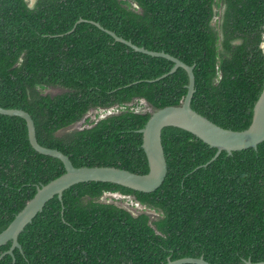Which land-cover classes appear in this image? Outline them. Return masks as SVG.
I'll list each match as a JSON object with an SVG mask.
<instances>
[{
    "label": "trees",
    "instance_id": "16d2710c",
    "mask_svg": "<svg viewBox=\"0 0 264 264\" xmlns=\"http://www.w3.org/2000/svg\"><path fill=\"white\" fill-rule=\"evenodd\" d=\"M0 0V106L21 108L37 141L74 166L148 171L137 130L151 111L128 108L143 99L153 110L181 103L187 74L161 56L115 41L88 21L150 50L194 64L190 106L221 127L243 130L264 80V0ZM217 17V18H216ZM216 18V19H215ZM158 78V79H157ZM57 87L55 94L40 88ZM124 106L72 128L90 109ZM167 163L152 192L110 182L71 185L50 198L18 235L0 264H162L203 256L212 264L264 260V140L219 155L192 133L161 132ZM64 172L61 161L35 151L25 120L0 114V231L36 186ZM129 195L148 210L101 201ZM10 241L0 246V253ZM194 264V263H181Z\"/></svg>",
    "mask_w": 264,
    "mask_h": 264
},
{
    "label": "water",
    "instance_id": "95a60500",
    "mask_svg": "<svg viewBox=\"0 0 264 264\" xmlns=\"http://www.w3.org/2000/svg\"><path fill=\"white\" fill-rule=\"evenodd\" d=\"M81 21H88L94 24L108 33L115 41L122 42L135 51L171 60L173 62L172 67L158 78L173 73L178 67L183 68L188 78L185 85L186 93L178 105H168L153 109L143 127L137 130L142 136L141 147L146 155L148 165V171L143 174L109 165L74 166L69 157L62 151L43 146L37 141L34 121L27 111L21 108H4L0 106V114L19 116L25 120L28 141L35 151L59 159L64 167V172L59 176L36 186L33 196L26 201L8 225L0 231V246L10 241L8 249L0 253V259L5 254H9L12 257V261H14L13 249L18 248L20 251L22 250L21 244L18 241L19 233L24 229L26 224L31 222L36 213L41 211L44 204L50 198L56 195L61 200L63 191L73 184L86 181H101L114 183L136 191H154L162 183L167 172V163L161 142V132L166 126H174L186 130L210 147L216 149L212 157L198 167L209 164L221 151L231 154L233 151L250 147L255 149L257 144L264 140V80L262 90L253 105L252 119L248 127L243 130L224 128L201 115L190 106L191 98L195 91L194 64L188 65L163 50L155 51L138 46L131 42V40L125 39L114 31L104 28L97 21L79 18L67 32L72 31L75 25ZM262 38L263 41L260 46L264 52V32ZM181 263L212 264L205 260L202 255L198 257H181L174 260L167 259L162 264ZM241 264H264V260L251 261L250 259H246Z\"/></svg>",
    "mask_w": 264,
    "mask_h": 264
},
{
    "label": "rangeland",
    "instance_id": "374dc122",
    "mask_svg": "<svg viewBox=\"0 0 264 264\" xmlns=\"http://www.w3.org/2000/svg\"><path fill=\"white\" fill-rule=\"evenodd\" d=\"M28 1L31 4L32 0H28ZM40 91L42 93L55 94V93L60 92L61 89L57 87H43V88H40ZM127 105H128V108L133 109L134 111H138V112L152 111V109L147 105V103L143 99H139V100L134 99L132 102L128 103ZM125 108L126 107L124 106L115 105L113 107L106 108V109H100V108L90 109L79 122L73 124L71 127L80 128L83 126H87L93 121H96L98 118L104 117L110 113L119 112ZM104 200L120 203L122 206L128 208L134 213H137L138 211H141V210H146L152 213V211L148 210L146 207L136 202L132 197L122 195L119 192H107L106 195L104 196Z\"/></svg>",
    "mask_w": 264,
    "mask_h": 264
},
{
    "label": "flooded vegetation",
    "instance_id": "af4514ba",
    "mask_svg": "<svg viewBox=\"0 0 264 264\" xmlns=\"http://www.w3.org/2000/svg\"><path fill=\"white\" fill-rule=\"evenodd\" d=\"M106 192H108V191L103 192L101 197L99 198L101 201H106V200H104V196L106 195ZM126 196H129V195H126Z\"/></svg>",
    "mask_w": 264,
    "mask_h": 264
},
{
    "label": "clouds",
    "instance_id": "9594fccd",
    "mask_svg": "<svg viewBox=\"0 0 264 264\" xmlns=\"http://www.w3.org/2000/svg\"><path fill=\"white\" fill-rule=\"evenodd\" d=\"M35 4V0H32L31 4L29 5V7H32Z\"/></svg>",
    "mask_w": 264,
    "mask_h": 264
},
{
    "label": "built area",
    "instance_id": "2783aa9c",
    "mask_svg": "<svg viewBox=\"0 0 264 264\" xmlns=\"http://www.w3.org/2000/svg\"><path fill=\"white\" fill-rule=\"evenodd\" d=\"M107 193V192H106ZM107 201V200H106ZM108 202V201H107Z\"/></svg>",
    "mask_w": 264,
    "mask_h": 264
}]
</instances>
